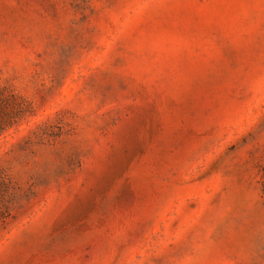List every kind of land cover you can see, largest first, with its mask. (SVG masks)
Masks as SVG:
<instances>
[{
    "label": "rangeland",
    "instance_id": "rangeland-1",
    "mask_svg": "<svg viewBox=\"0 0 264 264\" xmlns=\"http://www.w3.org/2000/svg\"><path fill=\"white\" fill-rule=\"evenodd\" d=\"M0 264H264V0H0Z\"/></svg>",
    "mask_w": 264,
    "mask_h": 264
}]
</instances>
